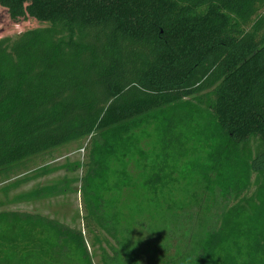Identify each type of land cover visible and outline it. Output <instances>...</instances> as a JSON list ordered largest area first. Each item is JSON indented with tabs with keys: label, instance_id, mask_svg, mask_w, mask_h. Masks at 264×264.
I'll return each mask as SVG.
<instances>
[{
	"label": "trees",
	"instance_id": "16d2710c",
	"mask_svg": "<svg viewBox=\"0 0 264 264\" xmlns=\"http://www.w3.org/2000/svg\"><path fill=\"white\" fill-rule=\"evenodd\" d=\"M0 6L40 25L0 39V178L89 139L85 183L104 180L105 159L149 125L157 147L140 211L162 224L158 263L264 264V0ZM85 201L96 244L106 245L100 264H141L122 214L95 194ZM0 264L94 262L82 230L1 211Z\"/></svg>",
	"mask_w": 264,
	"mask_h": 264
},
{
	"label": "rangeland",
	"instance_id": "374dc122",
	"mask_svg": "<svg viewBox=\"0 0 264 264\" xmlns=\"http://www.w3.org/2000/svg\"><path fill=\"white\" fill-rule=\"evenodd\" d=\"M38 26L31 18L12 21L7 10L0 6V39L16 37ZM130 133L125 137L129 139L127 150L108 156L104 161L107 170L104 180L92 184H86L84 180L90 161L89 139L70 143L26 161L8 177L0 178V212L38 214L82 230L94 264H100V248L106 245L96 244L95 235L100 231L86 220V196L95 194L122 214L125 227L133 229L141 264H159L162 251L158 244L162 224L155 221L158 228L150 226L152 221L140 211L145 199L150 197L143 188V182L149 168L148 159L157 147L156 138L153 127L149 125ZM48 186H57L63 192L39 200L23 199L35 189ZM144 207L153 214V207L148 208L147 203Z\"/></svg>",
	"mask_w": 264,
	"mask_h": 264
}]
</instances>
